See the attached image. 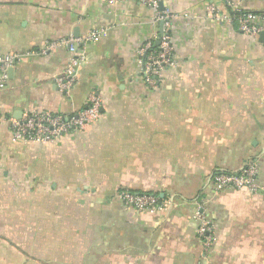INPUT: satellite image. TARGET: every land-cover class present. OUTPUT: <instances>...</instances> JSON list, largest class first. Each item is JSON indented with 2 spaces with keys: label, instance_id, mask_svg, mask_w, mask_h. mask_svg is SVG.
I'll use <instances>...</instances> for the list:
<instances>
[{
  "label": "crops",
  "instance_id": "1",
  "mask_svg": "<svg viewBox=\"0 0 264 264\" xmlns=\"http://www.w3.org/2000/svg\"><path fill=\"white\" fill-rule=\"evenodd\" d=\"M264 12L262 0H231ZM168 0L176 67L159 86L142 79L140 48L159 28L137 0H0V54H25L97 29L69 96L56 78L65 48L25 57L0 91V110L72 114L103 103L86 131L53 144L13 142L0 124V264H264V38L212 20L209 4ZM264 33V32H263ZM260 166L262 190L216 193L212 177ZM122 190L156 193L167 212L127 210ZM201 202L218 230L206 255L194 219Z\"/></svg>",
  "mask_w": 264,
  "mask_h": 264
},
{
  "label": "built area",
  "instance_id": "2",
  "mask_svg": "<svg viewBox=\"0 0 264 264\" xmlns=\"http://www.w3.org/2000/svg\"><path fill=\"white\" fill-rule=\"evenodd\" d=\"M114 5L123 4L127 0H105ZM154 12V23L159 28L154 40L146 42L139 51L143 65L142 79L150 88L155 89L161 83L166 71L176 67L172 39V15L165 3L168 0H137ZM264 1V0H262ZM228 10L222 12L212 2L207 12L212 20L226 24H237L239 31L252 40L258 39L264 32V12L245 11L231 0H224ZM107 35L105 29H97L84 37L73 35L45 44L38 51L25 54H0V91L10 81V71L22 62L25 57L46 56L48 53L65 48L71 59L67 68L56 78L60 92L67 96L75 89L80 79V71L87 62L86 48L89 44H97ZM158 43V45H157ZM103 103L96 94L89 96L87 105L79 112L72 114L53 113L50 111L30 110L21 118L0 110V124L7 123L15 143L29 145L53 144L72 132H83L90 128L101 116ZM260 166L256 161H248L237 171L220 170L212 177V186L216 193L228 190H247L257 195L262 188L258 183ZM116 198L127 210L138 213L167 212L173 203L156 193H139L122 190ZM194 219L198 222L197 237L204 253L209 255L218 241V230L206 211L204 205L196 203Z\"/></svg>",
  "mask_w": 264,
  "mask_h": 264
},
{
  "label": "water",
  "instance_id": "3",
  "mask_svg": "<svg viewBox=\"0 0 264 264\" xmlns=\"http://www.w3.org/2000/svg\"><path fill=\"white\" fill-rule=\"evenodd\" d=\"M262 38H264V33H262ZM157 45H158V43H157ZM12 71H13V70L10 71V74L12 73Z\"/></svg>",
  "mask_w": 264,
  "mask_h": 264
}]
</instances>
